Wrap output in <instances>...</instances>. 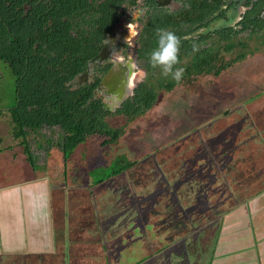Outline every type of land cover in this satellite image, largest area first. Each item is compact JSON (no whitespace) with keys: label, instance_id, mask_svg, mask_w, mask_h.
<instances>
[{"label":"rangeland","instance_id":"374dc122","mask_svg":"<svg viewBox=\"0 0 264 264\" xmlns=\"http://www.w3.org/2000/svg\"><path fill=\"white\" fill-rule=\"evenodd\" d=\"M229 59L231 60L232 58L227 57L225 61L227 60L228 62ZM161 78H163L162 75ZM259 91H264V48L257 52L254 57L247 58L238 64H233L231 68L221 72L218 77L212 75L194 76L170 92L161 90L156 104L144 116L127 124L126 127L123 119L108 118L113 127L117 128L119 132L121 130L117 143L110 144L105 148H99L98 144L101 138L95 136L89 138L85 144L78 146L73 154L65 160V200L63 197H57L59 193L56 191L52 193L55 200H60L58 203H55L56 210L58 208L61 211L64 204L65 210L63 209V213H81L75 214V218H73L70 224L71 237L75 241L72 246V248H75L74 252L79 255L82 252L85 253L82 250L84 247L83 242L80 240L85 235V229H88V225L81 224L83 221L86 222V216L78 218L83 216L82 213L119 212L125 213V217L124 215L121 216V218H125V233L122 232L118 235L122 236L119 244L114 243L109 246L114 249L117 261L120 264H192L193 255L191 254H194L195 264H208V257L211 255L212 248L209 247V244L206 245L205 243H211L213 238L208 239L206 234L208 229L201 225L200 227L198 224H204L205 217L207 216L210 220L216 221L217 219L213 217V213H204L202 216L199 213V216H197V213H195L194 219H191L192 222H188L189 226L176 230L178 236L171 243H157L158 247H156L155 251L153 246L156 245L150 243L147 232L148 225L150 224H147L144 219V215H142L144 212L141 211V207H146L148 211H146V217L150 216L153 226L157 227L162 222H167V220H163L164 217L162 215L164 211H161L160 208L155 210L153 204L147 203V197L154 194L157 186L159 188L158 182L166 186L168 185L167 179H162L166 172H160L157 169L160 166L159 164H161L160 162H165L164 165L167 170H173L176 167L175 163L179 156L189 159L193 155L195 157L196 153L200 154L201 148L198 143V137L202 136L208 144L214 147L217 141L214 135L215 132L220 130V134L229 137L226 131L228 126L241 129L240 133L236 131L238 129L231 130L235 135L233 138L235 141L230 139L232 141L230 144L240 143V140L245 139L247 133L252 129L249 121L245 120L244 117L238 119L240 115L233 113L226 120L220 119L214 123L210 122L221 115L224 109L237 106ZM262 106H264V103L257 106V109L254 111L258 114H252V119L256 126L264 127V111ZM234 115L237 116L235 117ZM233 118H237L235 119L236 122L232 120ZM233 122L235 123L232 125L231 123ZM238 124L240 125L238 126ZM194 131H198L200 135L198 136V133L196 135L191 134ZM44 132L45 139L51 142L49 146L44 144V150L49 151L50 158L44 154V150L40 151L37 149L33 150V156L39 164L46 161L50 165L47 166V171L44 173L47 176L40 175L39 177L54 180V182H50L51 186H61L60 178H57L54 173L57 171L56 169L60 168L55 162L59 161L62 163L63 158L54 146V142H52L55 137H52L51 132ZM6 133L7 129L1 124L0 138H2L3 142L6 139L7 144H10L9 138H6ZM187 133H190V135L187 136ZM182 137L184 139H181ZM174 140L176 142L173 145H169ZM250 147H252V151L245 155V159H251L253 162L251 165L244 164V166L242 162L237 164L240 172L237 181L244 188L261 189L264 186V160L251 156L254 153L253 150H256L260 146H256L250 142ZM159 148H161V151L155 157L149 154ZM215 151H218V149H215ZM180 153L181 155L176 157ZM118 155H127L132 161H138L133 172L130 174V179L124 174L98 187L87 186L88 177L86 173L100 166H108L111 160ZM157 156L160 157V162L156 159ZM153 159L157 161L158 166L155 165ZM163 168H161V171H164ZM36 176L38 177V175ZM205 184V179L195 181V185L191 184L189 190L183 192L185 197H188L186 192H190V198L186 201L188 202L193 198L191 192L198 194L197 191L205 188ZM221 186L223 184L218 187ZM51 189L54 190L53 187ZM60 190H63V187ZM217 190L218 192L215 193L217 194L216 200L222 198V195L225 193L221 188ZM206 191L208 193L210 189ZM248 192L245 191V194L247 195ZM195 196L199 203L198 205H200H197L198 210L201 211L203 207L211 204L209 201L213 200L212 197L209 200L210 196L206 194L202 195L199 193V195ZM87 197H90V202L86 201ZM75 201H78L79 204H75ZM186 207L189 208L190 205H186ZM127 209L129 211L125 212ZM182 210H185V208L182 207ZM217 210L221 211V207L218 206ZM190 218L188 217L187 220ZM97 219L96 222H98ZM115 225L116 222L110 226L113 227ZM175 225L179 226L181 224L175 223ZM104 228L108 229V227ZM104 228L102 226L99 227L102 231H104ZM165 228L166 226L160 227V230ZM130 230H132V233ZM137 232L141 234L140 240H138L139 238L135 234ZM141 240L146 243H141V250L136 252L133 247L137 246ZM61 250L62 248L59 246V252ZM129 250H133L134 252L131 253ZM69 252H71V249ZM69 256L73 264L75 257L70 253ZM64 261L62 260V262ZM20 264H24V262ZM107 264L112 263L108 260Z\"/></svg>","mask_w":264,"mask_h":264},{"label":"trees","instance_id":"16d2710c","mask_svg":"<svg viewBox=\"0 0 264 264\" xmlns=\"http://www.w3.org/2000/svg\"><path fill=\"white\" fill-rule=\"evenodd\" d=\"M22 2H27V0H0V19L2 20L0 23V51L4 50L8 36L11 34L15 37L16 40L14 41L17 44V47H13V49L23 48L26 50L27 48L25 40L31 35V32L33 33L35 23L32 17L28 15L25 17L21 16V9L18 11L14 9L19 8ZM12 46L13 44H11L10 47ZM52 49L55 51V54L50 55L48 58L49 69H47V64L44 61H42L43 64L41 69L37 68L32 70L33 65L30 64L27 67L28 76L19 84L17 91L12 89V91H10L12 92V96L9 92L5 95L6 97L4 96L5 98L2 97L0 99V124H3L5 129H7L6 138H9L8 140L11 142L7 144L6 139L3 142L2 138H0V145L3 147L5 146V150L7 151L22 155L25 162L24 165H26L25 167H27V170L33 175H37L38 172L46 173L47 166L50 165H48L46 161L39 164L33 156L34 149L41 151L45 149L44 144L47 146L51 144L48 139H45V132H42L44 129H57L58 133H52V137H55L52 142H54V146L62 155V163L73 154L78 146L85 144L89 138L95 136L101 138L98 146L99 148H105L110 144L117 143L121 133V130L119 132L117 128L111 125L109 120H105L104 118L101 119L102 111L99 105H87L84 103V100L81 99L77 101L78 96L76 94L74 95L73 92H69L67 89L62 88L63 81L69 80V77L73 75V69L69 68L72 66L69 65L70 59L63 60L60 58V55L62 54V56L73 58L78 52V58L85 57L83 49L80 47H73V49L65 52V50L60 47V44L58 46L54 44ZM199 53H201L200 59L201 61L203 59V63L198 66V61L190 62V65L185 68L183 75L186 74L187 76L192 75L198 77L212 75L218 77L221 72L231 68L233 64H238L253 55V51H243L240 52L239 55L234 56L231 60L229 59L228 62L227 60H222L221 62H223V64L218 66L215 64L217 61L216 56H212L205 60L203 57L206 51H200ZM55 63H58L62 71H57L55 69ZM62 66H66V68ZM181 82L180 79L179 81L172 82V84L168 83L167 85H163V91L170 92L174 89L176 84L179 85ZM158 89L159 91L162 90L160 88ZM158 89L155 87H144L136 93L133 103L128 102L125 105V111L119 113V115H122L124 118L125 127L127 124L144 116L145 113L156 104L159 96ZM14 92H17V98L13 96L15 95ZM15 99L18 100L17 103H14ZM261 103H264V91H259L257 94L242 101L235 107L224 109L221 115L210 122L214 123L220 119L226 120V118L230 117L233 113L240 115L238 119L244 117L245 120L249 121V125L252 126V129L247 133L246 137L244 136L245 139L240 140V143L230 144V142L235 141L233 139L235 135L231 130L238 129L236 131L240 133L241 129L228 126L226 131L229 137L220 134V130L215 132L214 135L217 141L214 147L208 144L202 136L198 137V143L201 148L200 154L196 153L195 157L193 155V157L189 159L180 157L179 155H181V153L176 155V157L179 156V158L176 160V167H174L173 170H167L164 165L165 162H160L161 159L159 156H157L156 159L163 166L161 164L158 166L157 161L153 159L155 165L158 166V168H156L159 169L160 172H166L162 179H167L168 185L166 186L158 182L160 185L159 188L157 186L154 190V194L147 197V203L150 202L153 204L155 210L160 208L161 211H164L162 215L164 217L163 220H167V222H162L160 226L157 227L153 226L150 216L146 217V207H141V211L144 212L142 214L144 215V219L147 224H150L148 225L147 232L149 241L152 245H156L159 242L171 243L172 240L178 236L176 230L179 228L184 229L189 226V223L194 219L195 213H197V216H199V214L202 216L204 213H213V217L217 219L216 221L210 220L207 216L205 217L206 220L204 224H198V226L201 225L208 229L206 232L207 238H213L212 243L214 244L220 229V221L226 212L244 204L247 200L264 191V186L261 189H253L252 187L244 188V186L237 181L240 176L237 164L242 162L244 166V164L251 165L253 162L251 159H245V155L252 151L250 142L256 146H260L259 148L257 147L256 150H253L254 153H252L251 156H254L256 159L262 158L264 160V127L256 126L252 119V114H258L254 110L257 109V106ZM262 107L264 111V106ZM237 115L234 116L236 117ZM235 119L237 118H233L232 120L235 121ZM235 122L231 124L233 125ZM239 125L240 124H238V126ZM197 133L198 131H194V133L191 134L196 135ZM188 135H190V133H187V136ZM199 135L198 133V136ZM181 139H184V137ZM230 139L232 141H230ZM175 142L174 140L168 144L173 145ZM215 149H218V151H215ZM160 151L161 148L149 154L155 157ZM44 154L49 158V151L44 150ZM137 163L138 161H132L127 155H118L111 160L108 166H100L86 173L91 184L89 186H100L124 174L130 179V174L133 172ZM161 166L164 167V171H161ZM44 176L47 175L44 174ZM199 179L201 181L205 179L206 187L197 191L198 194L191 192L193 198L187 202L186 200L190 198V192H186L188 197H185L183 192L188 191L191 184L195 185V181ZM207 181L209 182L207 183ZM221 184H223V186L218 187ZM218 188L224 190L225 193L222 195V198L216 200L217 194L215 193L218 192ZM209 189L210 192L207 193L206 190L209 191ZM245 191H249L247 195ZM199 193L202 195H209V200H211V197L213 198V200L209 201L211 204L203 207L202 211L198 210V206L200 205H198L199 203L195 196L199 195ZM186 205H190V207L187 208ZM218 206L221 207V211L217 210ZM182 207H184L185 210H182ZM129 209L125 210V212H128ZM188 217L191 218L187 220ZM175 223H180L181 225L177 226ZM165 226V229L160 230V227ZM130 232L132 233V230H130ZM135 234L138 236V240H140L141 234L139 232ZM141 243L146 242L141 240L137 246L133 247L136 252L141 250ZM153 247V249L156 250L158 246L156 245ZM132 252L134 251L131 250V253Z\"/></svg>","mask_w":264,"mask_h":264},{"label":"flooded vegetation","instance_id":"af4514ba","mask_svg":"<svg viewBox=\"0 0 264 264\" xmlns=\"http://www.w3.org/2000/svg\"><path fill=\"white\" fill-rule=\"evenodd\" d=\"M14 9H21L23 17H32L35 29L25 40L26 50L13 49L17 44L11 34L0 51V99L12 89L17 91L30 64L32 70L41 69L44 61L50 68L48 58L55 54L54 44L65 52L80 47L85 57L78 58V52L73 58L59 54L63 60L70 59L73 69L62 88L76 94L77 101L99 105L105 120H124L119 113L142 88L164 90L163 85L174 82L170 76L161 78L160 68L148 63L156 46V28L171 30L178 37L173 67L184 71L192 61H198V66L203 63L200 51H206L205 60L216 56L219 66L227 57L253 51L252 58L264 48V0H27ZM133 60L143 75L133 68ZM55 69L62 71L58 63ZM184 75L181 83L194 77ZM44 131L58 133L57 129ZM55 164L60 167L55 176L63 171L66 181L65 162Z\"/></svg>","mask_w":264,"mask_h":264},{"label":"crops","instance_id":"0c3cea01","mask_svg":"<svg viewBox=\"0 0 264 264\" xmlns=\"http://www.w3.org/2000/svg\"><path fill=\"white\" fill-rule=\"evenodd\" d=\"M24 164L22 155L0 145V264H72L69 253L73 264H120L109 245L122 240L118 235L125 233V213H82L78 218L86 216L87 223L81 224L88 225L80 240L85 253L76 254L70 224L81 213H63V203L56 210L60 200L52 194L56 191L65 200V185L52 190L47 178L39 177L43 172L36 177ZM205 244L212 248L208 264H264V191L226 213L215 243Z\"/></svg>","mask_w":264,"mask_h":264},{"label":"clouds","instance_id":"9594fccd","mask_svg":"<svg viewBox=\"0 0 264 264\" xmlns=\"http://www.w3.org/2000/svg\"><path fill=\"white\" fill-rule=\"evenodd\" d=\"M155 36H156V46L150 52V55L148 57V63L153 66H158L161 70V75L170 76L172 80L179 81L182 77L184 69L183 67H173L174 65L177 64V51L179 46L178 37L174 32L166 28H156ZM131 64L136 71L140 72L141 75H143V70L136 67V62L134 60L131 61ZM63 177H64V172L62 171L58 174V178H60V182L63 184V186L65 185L64 186L65 187L64 192H65L66 183ZM88 185H90L89 178L87 182V186ZM52 187L54 189L55 187L59 189V187L57 186H52Z\"/></svg>","mask_w":264,"mask_h":264}]
</instances>
